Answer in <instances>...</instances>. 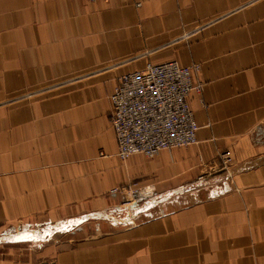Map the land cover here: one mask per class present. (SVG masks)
I'll use <instances>...</instances> for the list:
<instances>
[{
  "label": "crops",
  "instance_id": "obj_1",
  "mask_svg": "<svg viewBox=\"0 0 264 264\" xmlns=\"http://www.w3.org/2000/svg\"><path fill=\"white\" fill-rule=\"evenodd\" d=\"M173 60L197 142L122 160L118 77ZM0 264H264V0H0Z\"/></svg>",
  "mask_w": 264,
  "mask_h": 264
},
{
  "label": "built area",
  "instance_id": "obj_2",
  "mask_svg": "<svg viewBox=\"0 0 264 264\" xmlns=\"http://www.w3.org/2000/svg\"><path fill=\"white\" fill-rule=\"evenodd\" d=\"M200 70V64L181 65L175 60L148 62L145 68L118 77L110 94V120L122 160L137 154L154 157L162 150L197 142L200 125L189 96L193 92L199 94L202 89V82L197 80ZM233 162L232 152L225 151L220 165L213 171L230 173ZM156 191L154 184L131 186L127 189L125 205L145 202ZM113 192H120L119 187Z\"/></svg>",
  "mask_w": 264,
  "mask_h": 264
},
{
  "label": "rangeland",
  "instance_id": "obj_3",
  "mask_svg": "<svg viewBox=\"0 0 264 264\" xmlns=\"http://www.w3.org/2000/svg\"><path fill=\"white\" fill-rule=\"evenodd\" d=\"M131 186H144V185H141L139 183L134 182V183L126 184V185H123V186H119V189H120L119 193H122L127 198V195H126L127 194V189L129 187H131ZM26 248L31 249V247H27V246H26Z\"/></svg>",
  "mask_w": 264,
  "mask_h": 264
}]
</instances>
